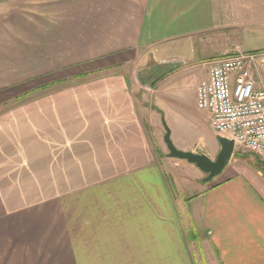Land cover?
<instances>
[{
	"label": "crops",
	"instance_id": "1",
	"mask_svg": "<svg viewBox=\"0 0 264 264\" xmlns=\"http://www.w3.org/2000/svg\"><path fill=\"white\" fill-rule=\"evenodd\" d=\"M259 52L264 0H0V264H264V169L207 182L153 118Z\"/></svg>",
	"mask_w": 264,
	"mask_h": 264
},
{
	"label": "built area",
	"instance_id": "2",
	"mask_svg": "<svg viewBox=\"0 0 264 264\" xmlns=\"http://www.w3.org/2000/svg\"><path fill=\"white\" fill-rule=\"evenodd\" d=\"M255 54L223 56L209 63L197 91L213 132L264 161V90L256 89Z\"/></svg>",
	"mask_w": 264,
	"mask_h": 264
},
{
	"label": "rangeland",
	"instance_id": "3",
	"mask_svg": "<svg viewBox=\"0 0 264 264\" xmlns=\"http://www.w3.org/2000/svg\"><path fill=\"white\" fill-rule=\"evenodd\" d=\"M252 54L257 55V60H259L254 68L255 79V70L257 68L261 71V76L264 77V62H262L264 60V53L259 52V54ZM174 68L180 69L179 67H173L172 69V67L169 66V70L173 72L176 70ZM187 68L189 67L183 66L181 68V70H184L182 74L170 78L169 82L159 90V98L154 102L160 111L155 109L153 118L156 125L159 126L162 148L165 154L168 155V150L163 140L165 128L168 127L171 131L172 142L178 150L193 153L203 151L206 152L212 160H216L220 152L219 143L211 128L207 112L198 109L195 99V84L199 78V74L193 70L189 71ZM169 70L165 71L168 72ZM202 79L199 80L198 86ZM176 161L180 163L179 161L181 160ZM182 163H185L189 167H193L196 172L201 173L195 166H190L192 164L186 161ZM232 164L235 166L247 165L246 167L250 170H255V168L264 169V161L255 154L244 151L240 147L235 148ZM183 172L190 176L195 175L194 170V173L188 170Z\"/></svg>",
	"mask_w": 264,
	"mask_h": 264
},
{
	"label": "water",
	"instance_id": "4",
	"mask_svg": "<svg viewBox=\"0 0 264 264\" xmlns=\"http://www.w3.org/2000/svg\"><path fill=\"white\" fill-rule=\"evenodd\" d=\"M214 135L220 146V152L217 155L216 160H212L211 157L203 151L193 153L178 150L172 142L171 131L166 127L163 140L168 150L167 156L170 159L186 161L189 164L195 165L206 175L205 181H212L214 178L221 175L225 168L231 163L236 148L234 140L222 137L215 133Z\"/></svg>",
	"mask_w": 264,
	"mask_h": 264
}]
</instances>
